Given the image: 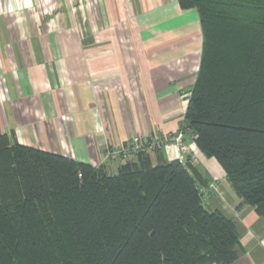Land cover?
<instances>
[{"label": "trees", "instance_id": "16d2710c", "mask_svg": "<svg viewBox=\"0 0 264 264\" xmlns=\"http://www.w3.org/2000/svg\"><path fill=\"white\" fill-rule=\"evenodd\" d=\"M177 3L202 31L184 136L264 219V0ZM150 155L110 175L0 136V264L234 263L244 251L235 222L205 206L206 180Z\"/></svg>", "mask_w": 264, "mask_h": 264}, {"label": "crops", "instance_id": "0c3cea01", "mask_svg": "<svg viewBox=\"0 0 264 264\" xmlns=\"http://www.w3.org/2000/svg\"><path fill=\"white\" fill-rule=\"evenodd\" d=\"M201 54L198 14L177 0H0V136L114 175L135 157L112 161L108 149L179 130ZM184 142L188 153L168 146L152 165L196 168L205 204L235 222L244 251L232 264H264V219L191 134Z\"/></svg>", "mask_w": 264, "mask_h": 264}, {"label": "built area", "instance_id": "2783aa9c", "mask_svg": "<svg viewBox=\"0 0 264 264\" xmlns=\"http://www.w3.org/2000/svg\"><path fill=\"white\" fill-rule=\"evenodd\" d=\"M182 126L174 134H149L147 136L133 134L124 146L108 149L105 156L109 160L119 162L127 155H137L140 153L154 154L168 146L175 148L179 154L188 153V146L184 142ZM201 193L203 194V200L205 202L207 190L203 189Z\"/></svg>", "mask_w": 264, "mask_h": 264}, {"label": "rangeland", "instance_id": "374dc122", "mask_svg": "<svg viewBox=\"0 0 264 264\" xmlns=\"http://www.w3.org/2000/svg\"><path fill=\"white\" fill-rule=\"evenodd\" d=\"M202 188V190L204 189V190H207V198H206V200H208V198H209V194H210V190H209V188L205 185V186H203V187H201ZM205 206L206 207H208L206 204H205ZM223 215H227L226 213H222ZM226 217H228V216H226Z\"/></svg>", "mask_w": 264, "mask_h": 264}]
</instances>
